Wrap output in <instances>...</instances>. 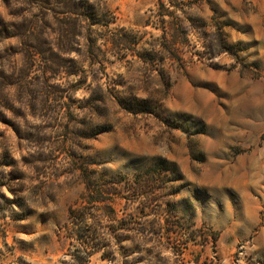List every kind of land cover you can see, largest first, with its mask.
<instances>
[{
  "label": "rangeland",
  "instance_id": "1",
  "mask_svg": "<svg viewBox=\"0 0 264 264\" xmlns=\"http://www.w3.org/2000/svg\"><path fill=\"white\" fill-rule=\"evenodd\" d=\"M0 264H264V0H0Z\"/></svg>",
  "mask_w": 264,
  "mask_h": 264
},
{
  "label": "trees",
  "instance_id": "2",
  "mask_svg": "<svg viewBox=\"0 0 264 264\" xmlns=\"http://www.w3.org/2000/svg\"><path fill=\"white\" fill-rule=\"evenodd\" d=\"M113 187H116L115 189H110V198L113 197L114 195H117V186L113 185ZM147 204L145 203L142 211H145L147 209ZM113 204H110V213L114 214V209H113ZM90 217H92V214L90 213H85V212H75L72 211V219L73 222L75 220L82 219V221L84 223H87V220L90 219ZM145 227H143L142 232H145L148 229H151L152 232H154V234H156L158 237H163L164 234H169V235H179L181 233H184L185 230H187L186 228L183 227V224L181 221L177 220V221H170L168 219H154L153 221H148L145 223ZM148 227V228H147ZM191 228H194V224H191ZM128 231H132L131 228H127ZM162 234V236H161ZM82 238V236H81ZM80 238V239H81Z\"/></svg>",
  "mask_w": 264,
  "mask_h": 264
}]
</instances>
